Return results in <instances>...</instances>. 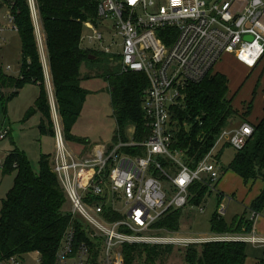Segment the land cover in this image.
<instances>
[{"label":"built area","instance_id":"1","mask_svg":"<svg viewBox=\"0 0 264 264\" xmlns=\"http://www.w3.org/2000/svg\"><path fill=\"white\" fill-rule=\"evenodd\" d=\"M13 1L0 0V46L6 42V31H17ZM27 3L40 43L39 6L37 0ZM85 28L90 34L82 36V43L86 39L103 41L99 29L110 31L113 43L121 49L122 72L147 77L142 109L149 134L136 142V128L131 127L127 140L118 136V142L103 144L86 154L74 151L52 105L56 141L52 169L73 216L86 226L87 238L79 241L75 229L69 227L53 264H124L125 245L187 248L238 242L264 247V238L254 229L247 235L193 238L155 228L169 212L191 205L190 190L196 183L203 185L207 194L217 195V214L223 218L227 214L224 198L217 190L223 174L219 156L227 146L242 151L254 128L244 123L225 130L211 152L192 169L184 153L175 148L177 127L171 110L182 104L188 87L216 73L225 57H233L247 69L260 65L264 59V0H97V22H87ZM105 53L111 54V49L105 48ZM44 66L48 71L45 60ZM8 134L1 132L0 140ZM128 149L142 152L129 154ZM109 208L121 218L109 221L104 215ZM199 213H205L201 205ZM256 217L253 213L252 220ZM0 264L43 261L35 252L0 259Z\"/></svg>","mask_w":264,"mask_h":264},{"label":"trees","instance_id":"2","mask_svg":"<svg viewBox=\"0 0 264 264\" xmlns=\"http://www.w3.org/2000/svg\"><path fill=\"white\" fill-rule=\"evenodd\" d=\"M40 13V29L48 62V77L53 99L62 122L65 139L80 147L89 148V142L72 136L80 119L87 94L82 82L90 79L84 75V64H94L98 54L82 47L85 23L97 22V0H37ZM16 32L21 41L20 76L13 78L0 69V102L15 99L27 85L40 88L37 111L41 113L40 132L55 138V123L46 90L47 73L27 0L13 1ZM92 57H95L92 59ZM91 64V65H92ZM113 117L118 136L127 140V130L136 128L135 141L142 142L149 134L142 109L148 79L143 74L123 73L108 77ZM230 80L222 73L208 76L202 83L188 87L182 104L171 110V119L177 127L175 148L184 153L185 162L192 168L211 152L221 134L234 125V119L251 115L253 104L244 114L233 106ZM247 122L254 133L242 151L236 153L229 170L245 183L261 180L264 183V116L258 123ZM49 126V128L46 127ZM141 150H127L129 154H141ZM4 175H14L13 187L3 201L0 217V259L25 256L38 252L43 264H53L69 227L77 232L79 241L87 240L86 226L69 211V199L57 175L51 159L42 156L40 171L35 173L25 152L17 147L7 156ZM190 204L199 207L209 196L207 189L196 183L190 190ZM100 200V198L95 199ZM71 206V204H70ZM252 214L264 212V190L250 208ZM181 210L171 211L155 225L158 230L177 232ZM104 215L116 221L121 215L110 208ZM254 229V220L245 212L230 223L217 212L211 219V231L217 235H247ZM182 248V247H180ZM248 244L215 242L191 245L182 250L185 264H245ZM174 246L125 245V264H156L169 259Z\"/></svg>","mask_w":264,"mask_h":264},{"label":"rangeland","instance_id":"3","mask_svg":"<svg viewBox=\"0 0 264 264\" xmlns=\"http://www.w3.org/2000/svg\"><path fill=\"white\" fill-rule=\"evenodd\" d=\"M99 31L104 37L103 41L91 42L86 39L82 43L84 49L93 50L98 54V61L94 64L91 63L92 65L89 64L90 62L86 63L82 67V72L84 75L89 76L90 79L82 82V88L85 90L87 97L82 115L72 131L73 137L89 142V148L85 151V154L88 151L91 152L97 146L112 144L117 132L116 121L113 117L108 77L120 72L121 49L117 44L113 43L114 38L110 31L106 32L103 29H99ZM89 34V29L84 28L83 35L87 36ZM4 39L6 42L0 46V69L8 76L17 79L20 76L21 69L20 37L17 32L9 30L4 33ZM105 48H110L111 54H106ZM8 66L11 67L10 71H7ZM216 70L225 73L231 81L230 90L231 97H234V108L242 115L246 110L245 108L252 103L253 110L250 117L251 120L255 121L264 101V59L257 68L243 71L235 65L232 57L227 56L218 64ZM46 73L48 78V71ZM49 80L46 79V90L52 109V105L54 106L55 102ZM39 96L40 88L38 86L27 85L15 99L6 103L0 102V133L3 131H8L9 133L5 140H0V217L2 215L3 201L6 199L14 183V175H4L3 166L7 156L14 148L17 147L20 151L25 152L35 173H39L40 171L42 156L50 157L52 162L56 154L54 136L42 134L39 130L42 123L41 113L37 111ZM244 119L248 120L249 118L245 117ZM234 120L235 123L232 127L247 123L243 122L245 120L239 118ZM46 127L49 128L48 125ZM67 144L74 151L80 150V147L74 144L68 142ZM236 153L237 151L230 146L223 149L220 158V168L223 174L229 172L230 164ZM224 201L228 209L227 214L235 215L239 213L238 211L241 207L237 202L228 198H224ZM218 204L219 199L217 195L210 194L201 205L205 209L204 214L199 213V207L192 205L181 210L178 230L171 233L182 237H214L215 234L211 231V219L217 212ZM68 205L70 211L71 206L70 204ZM229 217L227 216L226 218L228 223H230L228 221ZM183 249L174 246L173 253L169 259L158 261L156 264H185L182 255ZM140 264L145 263L141 262Z\"/></svg>","mask_w":264,"mask_h":264},{"label":"crops","instance_id":"4","mask_svg":"<svg viewBox=\"0 0 264 264\" xmlns=\"http://www.w3.org/2000/svg\"><path fill=\"white\" fill-rule=\"evenodd\" d=\"M40 41L43 47V57H44L43 59L46 61V65L48 67L47 58H46V55L44 54L45 48L43 45V36L41 34V29H40ZM233 60L235 61V65L240 70H243V71L247 70V68L239 64L234 58ZM217 72L226 75L225 73L220 72L219 70H216V73ZM230 84H231V81H230ZM230 95H231V90H230ZM263 99H264V93H263ZM262 105L263 106L260 108V111L257 114L258 117L256 118V120L255 121L251 120V117H250L251 115H250L249 119L247 120L248 122L258 123L261 120V118L264 116V101ZM237 127L239 126H234L230 128H237ZM222 153H223V150L220 153L219 159L221 158ZM217 190L219 193L222 194L223 198H228L234 202H237L238 205L241 207L238 211L239 213H236L235 215H229V213L227 214V216H230L228 221L231 222L234 218H236L237 216L243 215L245 212H249L248 216H251V211H250L251 205L260 196L261 192L264 190V183L261 180L245 183L242 178H240L238 175H236L235 173L229 170V172L222 174ZM227 216H225L224 218L225 220H227L226 219ZM254 231L257 234V236L264 238V212L262 214H259L254 220ZM245 264H264V247L248 244L247 259H246Z\"/></svg>","mask_w":264,"mask_h":264},{"label":"water","instance_id":"5","mask_svg":"<svg viewBox=\"0 0 264 264\" xmlns=\"http://www.w3.org/2000/svg\"><path fill=\"white\" fill-rule=\"evenodd\" d=\"M95 57H92V59H94Z\"/></svg>","mask_w":264,"mask_h":264}]
</instances>
